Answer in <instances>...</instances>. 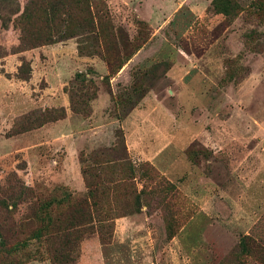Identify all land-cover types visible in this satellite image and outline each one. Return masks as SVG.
<instances>
[{
	"label": "rangeland",
	"instance_id": "obj_1",
	"mask_svg": "<svg viewBox=\"0 0 264 264\" xmlns=\"http://www.w3.org/2000/svg\"><path fill=\"white\" fill-rule=\"evenodd\" d=\"M28 2L0 0V264H60L50 227L87 180L113 220L75 264H264V0H79L51 42L24 48ZM65 105L60 131L35 139ZM39 140L57 161L30 173L21 151Z\"/></svg>",
	"mask_w": 264,
	"mask_h": 264
},
{
	"label": "trees",
	"instance_id": "obj_2",
	"mask_svg": "<svg viewBox=\"0 0 264 264\" xmlns=\"http://www.w3.org/2000/svg\"><path fill=\"white\" fill-rule=\"evenodd\" d=\"M78 2L79 0H29L21 17L17 20L21 33L20 44L24 48H34L51 42L54 38L53 34L74 18L73 9ZM79 10L84 13L81 19L76 20L78 27L86 32H94L95 23L89 7H82ZM24 66H26V71L22 73ZM29 74L30 65L22 62L18 67L17 77L25 80ZM71 104L73 110H77L72 101ZM99 186L98 184L93 185L87 180L85 195L70 202L65 223L50 227L52 231L57 229L62 232L61 241L54 254L60 264H75L77 255L75 249L85 234L97 232L103 240L109 237L113 218L107 212H100V200L105 192L103 187ZM68 195L71 196V194ZM37 204L41 209L45 205V201L38 200ZM49 226V221L41 222V230H46Z\"/></svg>",
	"mask_w": 264,
	"mask_h": 264
},
{
	"label": "crops",
	"instance_id": "obj_3",
	"mask_svg": "<svg viewBox=\"0 0 264 264\" xmlns=\"http://www.w3.org/2000/svg\"><path fill=\"white\" fill-rule=\"evenodd\" d=\"M108 101H109V99L107 97L102 96V95L100 97L96 98L95 99V105H94V111L95 112L101 111L102 108H104L106 106ZM65 107H66V105H65ZM65 109H66L67 117L62 119V120H58L57 122L53 123L50 126L45 125V126L40 127L38 129L39 131L34 130L33 132H35V136H36L35 139L40 135V133H39L40 130L42 132L44 130L49 131V130H53V128H55V129H57L56 131L59 132L60 131V125L59 124H62V122H65L66 120H69L71 118V115H70L67 107ZM62 129H64V128H61V131H62ZM62 132H66L67 136L69 137L66 146H64L63 149L58 148L61 150H66L67 154H65V156L63 158V162H64L70 158L71 152L75 150V140L76 139L74 136L75 130H73L71 127H67V129H64ZM46 136L51 137V136H53V134L49 133ZM47 141L48 140H44V141L39 140L38 142H34L30 146H27V147L22 149L21 155H22V158L26 161V165H27V168L24 170H29L30 173H33L34 169H35V171H38V168L40 166H42L43 164L47 163L49 165L48 161H50V160L53 163H56L57 160L55 158H51L49 156V155H51V153L53 151H50L51 148L50 149L46 148V146L48 144V143H46ZM63 162L61 161L62 164H63ZM78 176L80 177L79 180L78 179L72 180V178L70 176H67L64 174L62 175V177L53 175L52 178H53V181H55V182L56 181L63 182L64 184L69 185V186L76 185L78 187V190H83L85 188L84 183H83V178L81 177V175H77V177Z\"/></svg>",
	"mask_w": 264,
	"mask_h": 264
}]
</instances>
